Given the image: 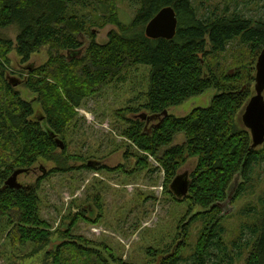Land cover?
Returning a JSON list of instances; mask_svg holds the SVG:
<instances>
[{
  "label": "trees",
  "instance_id": "16d2710c",
  "mask_svg": "<svg viewBox=\"0 0 264 264\" xmlns=\"http://www.w3.org/2000/svg\"><path fill=\"white\" fill-rule=\"evenodd\" d=\"M118 1L0 0V29L11 26L18 29L15 43L0 37V189L16 170H29L40 159H55L59 148L50 133L64 137L70 125L77 121V110L84 101L112 83L125 82L130 69L147 67L146 103L140 110L162 120L151 134L144 130L142 121L127 120L130 126L123 135L139 150L159 160L168 183L189 159L197 160L190 173L188 196L183 200L175 197L180 202L188 200L190 208L201 209L183 228L187 238L193 224L203 225L191 255L192 264H210L214 258L213 264H234L242 258L240 251L251 244L242 247V237L235 240L232 248L239 253L237 257L231 256L223 239L225 216H221L218 204L227 199L238 175L241 182L234 200L239 199L251 181L252 169L264 161V145L252 149L251 133L242 121L245 108L254 96L251 85L258 57L264 49V22L255 23L238 14L229 16L227 11L224 14L214 11L200 18L192 0H129L135 2L136 14L130 24H124L119 17ZM166 7L174 8L178 18L175 38H148L146 26ZM81 10L103 15L96 23L89 14H81ZM108 24L117 31H111L108 41L100 44L90 28L94 25L102 29ZM84 36L89 42L82 51ZM235 42L245 48V54L236 62L238 71L230 75L225 73L219 57ZM44 46L50 47L49 60L30 71L24 83L41 105L44 113L41 119L32 103L22 99L6 73L13 50L26 64ZM243 87H246L244 91ZM211 89L218 94L209 107L196 108L185 117L163 116L164 111ZM140 110L130 112L138 114ZM179 133L184 134L185 142L159 156ZM86 168L94 167L87 164ZM1 219L11 224V246L49 245L51 235L49 226L40 218L37 189L1 191ZM253 233L257 240L245 264H264V214ZM179 247L180 244L160 264H178ZM57 248L52 257L49 254L47 257L52 264H75L76 260L81 264L107 263L78 242ZM68 253L78 257H66Z\"/></svg>",
  "mask_w": 264,
  "mask_h": 264
},
{
  "label": "rangeland",
  "instance_id": "374dc122",
  "mask_svg": "<svg viewBox=\"0 0 264 264\" xmlns=\"http://www.w3.org/2000/svg\"><path fill=\"white\" fill-rule=\"evenodd\" d=\"M192 3L200 18L214 11L221 14L227 11L229 16L238 14L255 23L264 22V0H192ZM117 7L121 22L130 24L136 14L135 2L119 0ZM80 13L89 14L96 23L103 15L89 10H81ZM111 31H117L111 24L102 29L94 25L90 28L100 44L108 41ZM17 35L15 26L0 29V37L14 43ZM88 42L84 36L82 51H85ZM244 49L235 42L219 57L225 73L233 75L238 71L236 62L243 58ZM49 55V46L34 53L26 64L21 62L16 50L9 55L6 76L20 82L16 90L22 99L32 103L38 118L44 116L41 105L24 83L30 71L47 63ZM126 77L125 82L112 83L84 101L77 110V121L70 125L64 137L59 138L65 149H58L54 160L40 159L27 173L18 177L24 188L37 189L40 218L49 226L51 237L49 245L43 248L31 244L11 246V224L1 219L0 264H52L51 259H47L48 254L53 256L58 246L71 242H78L94 251L108 264H119L115 261L122 264H156L160 256L172 253L180 244L177 256L181 260L178 264H192L191 255L203 225L201 222L193 224L187 238L183 228L201 209L190 208L188 200L177 201L170 189L174 180L171 183L166 181L159 160L139 150L123 135L130 126L127 120L142 121L148 134L157 125L141 119L143 115L150 116L140 110L146 103L149 69L132 68ZM251 90L255 95L254 83ZM217 94L214 89L208 90L178 107L170 108L168 113L185 117L196 108L209 107ZM135 109L140 112H130ZM184 142V134H177L173 142L159 152V156L168 148ZM91 161L100 162V169H87L86 165ZM196 164L197 160L189 159L180 172L190 174ZM56 169L59 172H52ZM251 175V181L245 185L246 190L241 197L233 199L226 209L221 210V216H225L222 225L226 230L223 239L231 256L237 257L239 253L232 248L235 240L242 237L241 246L248 242L251 244L240 251L242 258L234 264H245L257 240L253 228L260 226L264 214V161L254 166ZM65 256L78 257L69 256V253ZM76 261L75 264H81ZM215 261V258L212 259L210 264Z\"/></svg>",
  "mask_w": 264,
  "mask_h": 264
},
{
  "label": "water",
  "instance_id": "95a60500",
  "mask_svg": "<svg viewBox=\"0 0 264 264\" xmlns=\"http://www.w3.org/2000/svg\"><path fill=\"white\" fill-rule=\"evenodd\" d=\"M178 29V18L174 8L166 7L161 10L146 26L145 33L150 39H166L172 40L175 38ZM14 87H17L20 82L16 80H11ZM246 87H243L244 91ZM254 91L255 95L252 96L248 102L244 114L242 116V121L244 126L250 131L252 137V149H258L264 145V49L260 53L257 64H256V75L254 80ZM169 115L168 110L164 111L163 116L167 117ZM159 116L147 115L141 116L143 120L147 119L153 121ZM50 137L55 139L59 149L64 150V143L57 138L54 133H50ZM89 167L99 168L101 167L100 162H89ZM28 170L20 169L16 170L13 175L5 182L4 186L0 189V192L8 188L11 189H24V186L18 182V177L27 173ZM240 175L236 176L232 185L228 190L227 199L223 203H219L218 207L221 210L226 209L229 204H231L238 186L240 184ZM171 192L178 200L185 199L189 194L190 189V174L189 173H179L170 186ZM174 252L170 255L160 256L156 264H160L161 260L172 256Z\"/></svg>",
  "mask_w": 264,
  "mask_h": 264
},
{
  "label": "flooded vegetation",
  "instance_id": "af4514ba",
  "mask_svg": "<svg viewBox=\"0 0 264 264\" xmlns=\"http://www.w3.org/2000/svg\"><path fill=\"white\" fill-rule=\"evenodd\" d=\"M160 120H162V118H161V117H160V118L158 117V118H156L155 120H153V122H155V123L158 124V123L160 122Z\"/></svg>",
  "mask_w": 264,
  "mask_h": 264
}]
</instances>
